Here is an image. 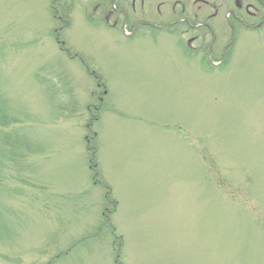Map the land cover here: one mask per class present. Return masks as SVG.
Here are the masks:
<instances>
[{
    "label": "rangeland",
    "instance_id": "1",
    "mask_svg": "<svg viewBox=\"0 0 264 264\" xmlns=\"http://www.w3.org/2000/svg\"><path fill=\"white\" fill-rule=\"evenodd\" d=\"M0 93V264H264L259 0H0Z\"/></svg>",
    "mask_w": 264,
    "mask_h": 264
},
{
    "label": "trees",
    "instance_id": "2",
    "mask_svg": "<svg viewBox=\"0 0 264 264\" xmlns=\"http://www.w3.org/2000/svg\"><path fill=\"white\" fill-rule=\"evenodd\" d=\"M14 118L11 114H9L8 109H5V106L3 105V103L1 102V93H0V129L3 128V126H7L11 119ZM14 120V119H12ZM5 134V133H4ZM10 135L6 134L3 137H1V143H0V151L1 149L5 148L9 150V145L11 143H9L8 139ZM92 136L87 135V140H88V154H89V161L91 163V167L94 169V174H95V179L97 181L100 182V179L98 178V172H97V159H96V146L92 143V139L90 138ZM93 138V137H92ZM12 139H14V137L12 136ZM5 140V145L3 144ZM1 157V155H0Z\"/></svg>",
    "mask_w": 264,
    "mask_h": 264
},
{
    "label": "flooded vegetation",
    "instance_id": "3",
    "mask_svg": "<svg viewBox=\"0 0 264 264\" xmlns=\"http://www.w3.org/2000/svg\"><path fill=\"white\" fill-rule=\"evenodd\" d=\"M263 5H264V1L263 0H259ZM248 12L249 13H252V11H250V10H248ZM234 16H235V18L236 19H238L239 21H241L242 23H244V24H246V22H245V19H244V17H241V16H239V15H237V14H235L234 13ZM180 19H183V20H185V21H187V22H189V20L186 18V17H179ZM206 23V22H205ZM207 24V23H206ZM208 26V25H207ZM209 27V26H208Z\"/></svg>",
    "mask_w": 264,
    "mask_h": 264
}]
</instances>
